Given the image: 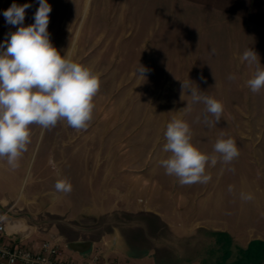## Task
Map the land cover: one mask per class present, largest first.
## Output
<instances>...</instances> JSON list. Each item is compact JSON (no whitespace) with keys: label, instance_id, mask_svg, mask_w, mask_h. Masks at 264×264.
<instances>
[{"label":"rangeland","instance_id":"rangeland-1","mask_svg":"<svg viewBox=\"0 0 264 264\" xmlns=\"http://www.w3.org/2000/svg\"><path fill=\"white\" fill-rule=\"evenodd\" d=\"M13 3L30 5L25 10V27L35 22L39 0H0V44L19 27L8 24L3 15ZM50 5L47 30L53 46L62 56L70 53L74 62L100 73L101 85L94 98L93 118L86 130L73 129L64 121L48 130L31 126L32 139L38 136V158L43 149L53 146L56 157L71 162H78L79 157L84 159L88 177L103 168V172L116 177L120 189L132 182L138 186V180L144 178L145 185L150 183L152 203H162L164 207L198 206L200 211L216 207L221 212L214 214L217 222L223 223L229 217L222 212L224 208L238 210V215H245L244 220L236 223L241 226L239 234L243 239H251L249 244L232 242L227 233L210 228L204 234L210 239L206 247L210 248V256L228 250L250 258L255 251L252 246L264 242L259 241L264 238V89L253 93L246 85L257 64L241 62L239 57L243 53L234 56L199 52L200 38H178L180 52H159L157 36H142L144 29L152 31L148 28L152 22L113 20L107 6L87 5V13L78 14L85 7ZM62 7L69 12H61ZM78 16L85 19H74ZM68 32L71 34L65 35ZM168 44L169 41L164 47L167 50ZM257 55L258 59L264 56ZM259 63L264 66V62ZM140 66L147 70L143 77L138 74ZM230 76L235 79H229ZM189 80L193 82L191 87L223 103L220 122L213 127L204 122L206 115L214 120L205 112V105L193 104L191 92L182 88V82L187 84ZM187 105L190 110L178 113ZM176 116L190 125L191 142L198 149L218 157L215 166L210 161L206 166V172L211 175L207 184L181 185L160 165V160L170 155L163 151L166 125ZM221 135L233 138L239 149V156L228 164L213 152ZM31 183L30 180L13 183L17 193L10 210H18L17 204ZM138 190L142 192V186ZM241 192L251 193L254 198L243 201ZM196 215L200 221L210 218L205 212Z\"/></svg>","mask_w":264,"mask_h":264},{"label":"crops","instance_id":"crops-1","mask_svg":"<svg viewBox=\"0 0 264 264\" xmlns=\"http://www.w3.org/2000/svg\"><path fill=\"white\" fill-rule=\"evenodd\" d=\"M47 2L85 7L78 14L87 13V5L107 6L113 20L152 22L148 25L152 31L144 29L142 36H157L159 52L163 53L180 52L178 38L189 37L200 38L198 51L202 53L235 56L250 48L264 55V0ZM63 7L60 11L68 13ZM167 41L169 50L164 48ZM259 62H264V56ZM34 132L37 134L38 130ZM39 151L36 135L35 140L31 136L17 167L0 158V221L6 224L10 234L27 245L37 248L43 241L51 240L60 247L62 258L76 264H264V242L252 246L255 251L250 258L246 254H232L227 248L210 256V248L206 247L210 239L204 236L210 228L227 233L232 242L240 245L251 241L241 238V226L236 223L244 220L245 215H238V210L224 208L222 212L229 217L222 223L214 220V214L221 213L216 207L205 211H200L198 206L164 207L162 203H152L150 183L145 185L144 178L138 180V186L132 182L120 189L116 177L103 172V168L88 177L86 162L80 157L78 162H71L56 157L55 148L47 146L38 158ZM70 164L73 167L68 169ZM64 178L71 183L70 192L55 188L57 180ZM22 180L32 183L17 204L18 210H10L17 193L13 183ZM140 186L143 190L139 193ZM199 212L209 214L210 218L200 221L196 215Z\"/></svg>","mask_w":264,"mask_h":264},{"label":"clouds","instance_id":"clouds-1","mask_svg":"<svg viewBox=\"0 0 264 264\" xmlns=\"http://www.w3.org/2000/svg\"><path fill=\"white\" fill-rule=\"evenodd\" d=\"M29 4L13 3L4 13L8 24L19 26L9 38L0 44V158H6L13 168L27 150L30 143L31 126L38 125L48 130L59 122L76 130H86L93 118L94 98L99 92L100 73L91 67L74 62L70 53L61 55L49 38V13L52 8L47 0H39L34 23L24 26L25 10ZM241 62L257 64L256 70L246 85L253 93L264 89V67H261L257 53L252 49L244 50L239 57ZM147 71L140 66L138 74L143 77ZM229 79H235L230 76ZM191 80L182 88L191 92L192 103H203L205 112L214 120L205 116L204 122L213 127L220 122L224 105L221 101L202 94L191 87ZM190 110V105L178 113ZM166 143L163 151L170 155L160 160V165L169 176L177 178L181 185L195 183L207 184L211 175L206 172L209 161L217 164V155L202 152L192 141L190 125L181 117H173L164 132ZM213 152L219 154L223 163H231L239 156L236 141L221 135L215 142ZM49 163L56 167L52 159ZM58 191L70 192L71 183L58 179L55 185ZM233 186H229V191ZM243 201L254 197L251 193H240Z\"/></svg>","mask_w":264,"mask_h":264},{"label":"built area","instance_id":"built-area-1","mask_svg":"<svg viewBox=\"0 0 264 264\" xmlns=\"http://www.w3.org/2000/svg\"><path fill=\"white\" fill-rule=\"evenodd\" d=\"M0 264H76L61 257L58 244L43 241L37 248L10 234L6 224L0 221Z\"/></svg>","mask_w":264,"mask_h":264}]
</instances>
